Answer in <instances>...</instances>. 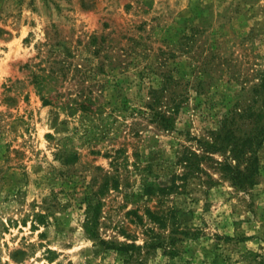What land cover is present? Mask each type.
<instances>
[{
  "label": "rangeland",
  "instance_id": "1",
  "mask_svg": "<svg viewBox=\"0 0 264 264\" xmlns=\"http://www.w3.org/2000/svg\"><path fill=\"white\" fill-rule=\"evenodd\" d=\"M0 264H264V0H0Z\"/></svg>",
  "mask_w": 264,
  "mask_h": 264
},
{
  "label": "trees",
  "instance_id": "2",
  "mask_svg": "<svg viewBox=\"0 0 264 264\" xmlns=\"http://www.w3.org/2000/svg\"><path fill=\"white\" fill-rule=\"evenodd\" d=\"M218 134H220V133H218ZM226 138L229 139L230 137L228 135H224L223 139H226ZM231 150L234 151L235 147L232 146ZM225 168L231 169L232 166L227 164L225 166ZM246 169H247V167H246ZM232 177L235 179L236 183H238L240 187H246L248 184L253 183L252 174L248 173V172L247 173H241V171L238 168L235 169V172H234V174H232ZM149 216L152 218H156V216L150 211H149ZM131 246H133V244Z\"/></svg>",
  "mask_w": 264,
  "mask_h": 264
}]
</instances>
